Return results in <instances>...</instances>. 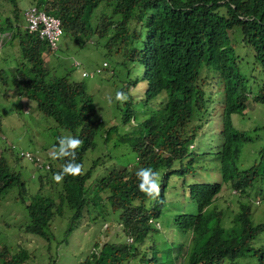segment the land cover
<instances>
[{"label":"trees","instance_id":"trees-1","mask_svg":"<svg viewBox=\"0 0 264 264\" xmlns=\"http://www.w3.org/2000/svg\"><path fill=\"white\" fill-rule=\"evenodd\" d=\"M4 2L10 5L11 14L0 19V49L4 42L11 44L16 39L20 60L5 71L0 69V83L10 82L18 98L25 96L33 111L53 122L50 142L48 137L45 142L39 135L42 141L34 142L29 151L13 141L12 136H8L10 140L7 138L0 116V200L9 189H17L16 199L24 205L27 214L22 230L40 237L48 245L54 240L51 220L62 216L64 208L72 211L65 236L76 218L91 208H100L104 215L116 217L121 227L118 235L122 234L124 239L94 242L93 251L78 264H166L167 261L170 264H221L224 260L233 262L245 257L264 264V250L251 244L264 232V222L251 223L250 207L245 199L248 188L264 180V144L256 151V158L248 168L234 172L228 168L239 155L241 146L251 141L249 135L235 129L230 121L232 114L245 110L250 92L246 77L237 70L233 45L252 52L255 63H264V0H31L30 5L59 19L60 38L78 46L101 43L107 53L121 57L115 68L109 70L112 75L116 67L123 70L125 85L116 90L124 89L128 95L126 103L117 102L121 126L134 120V112L129 107V89L137 84L138 78H129V65L141 66L140 80L146 83L140 99L144 105L162 91L166 99L140 125H132L135 129L119 136V141L127 144L126 153H132L131 160L119 164L108 158L111 161L105 164L94 159L82 175L65 176L54 195L41 193L39 189L28 202H25L26 189L20 166L14 167L25 159L20 151L33 155L31 160H25L37 171L36 180L48 183L51 191V185H56L53 175L61 171L65 160H52L50 155L40 160L37 155L51 151L59 137L71 135L83 141L76 157V163L82 164L85 152L95 148L94 137L103 120L96 117L85 84L71 79L68 73L55 76L54 67L46 62L45 56H53L58 43L51 50L36 29L25 27L16 0H0V4ZM71 66L79 68L80 63L72 59ZM105 68L107 63L102 62L90 71L81 70L80 76L90 78ZM209 76L218 77L223 92L219 132L223 141L215 153L221 180L245 197L237 199L238 208L229 226L224 227L222 211L213 204L221 184H190L186 194L194 201L196 212L173 218L174 229L182 235L183 242H177L178 238L158 250L151 245L149 234L158 229L155 223L164 205L168 175L191 169L182 167L183 161L189 164L197 155L190 149L209 118L206 111L211 96L206 94ZM251 100L264 104V82ZM116 128L108 126L103 140L107 141L109 133ZM46 161L47 169L44 168ZM176 162L179 167L173 169ZM117 164L122 167L118 168ZM148 167L162 176L161 193L155 201H150L138 189L136 172ZM147 237L150 244L142 246L136 257L138 245ZM173 248L177 250L174 255ZM29 254L26 248L18 247L12 253L3 245L0 264H22L29 259ZM178 258L181 261L173 262Z\"/></svg>","mask_w":264,"mask_h":264},{"label":"rangeland","instance_id":"rangeland-1","mask_svg":"<svg viewBox=\"0 0 264 264\" xmlns=\"http://www.w3.org/2000/svg\"><path fill=\"white\" fill-rule=\"evenodd\" d=\"M30 2L31 0H16L18 7L21 8V13L24 8L31 6ZM10 10L11 7L8 3L0 4V14L2 15L0 19L10 16ZM233 51L236 57L237 70L246 77L250 92L249 95L247 94L245 110L241 114H232L230 121L235 129L242 130L249 135L251 141L241 146L239 155L229 164L228 168H231L232 172L248 168L256 158V151L264 144V127H262L264 125V104L251 100L252 95L257 92L259 87L261 88L264 82V63H255L252 52L243 50L241 45L235 47L233 45ZM0 53L2 55L0 69L3 71L8 67L15 66L20 60V52L16 42L11 41V44L4 42ZM120 58L118 54L107 53L102 48L101 43L95 46L90 42L78 46L66 38H60L58 48L53 56H45L46 62L54 67L55 76L68 73L71 79L80 80L85 84L86 93L91 96L96 117L103 120L100 130L94 137L95 148L85 152L82 162L84 169L89 167L94 159H99L98 162L105 161V164H109L111 161H108V158L114 159L119 164L125 160H131L132 153L130 151L126 153L127 144L120 142L119 136L135 129L132 125H140L141 121L150 112L159 108L166 99V93L162 91L144 105L140 99L143 98L146 83L140 80L142 79L141 66L136 63L129 65V78H138L137 84L129 89V95L131 96L129 107L134 112V120L131 119L129 124L121 126V121L117 117L120 115L115 101V92L119 87L125 85L122 82L123 70L116 67L114 75L109 73V70L115 68ZM72 59L80 63L79 68L71 66ZM102 62L107 63V68L103 69L100 74L90 78L80 76L81 70L90 71L95 67H99ZM206 82L208 83L206 94L207 96L211 95L208 102L209 108L206 110L209 113V118L192 142L190 149L197 155L192 158L189 164L183 161L182 167H191V169H187L180 174L175 172L168 175L164 186V205L155 223L158 229L149 234V237L152 238L151 245L156 246L158 250L165 248L167 244L172 241L175 242L178 238L177 242H183L180 238L182 235L174 229L173 218L178 214L196 212L194 201L186 194L190 184L217 182L221 184L220 191L214 197L213 204L217 210L222 211L221 225L224 227L229 226L228 223L238 208L237 199H244L245 197L238 195V192L234 191L228 182H222L221 180L215 153L220 149L223 141L219 133L222 121L223 92L217 76H209ZM18 97L12 91L10 82L5 85L0 83L1 127L8 139V136H12L13 141L19 142L22 148L30 151L35 144L34 142L42 141L41 137L45 142H47L46 137H48V142H50L52 131L50 125L53 122L33 111L25 96ZM108 97H112V103L108 102ZM113 114L116 117L113 118ZM113 125L117 128L114 132L111 131L108 140L104 141L106 128ZM48 155H50L49 149L47 152L42 151L37 156L40 160H44ZM119 164H117V167H122ZM46 165L48 166L47 161ZM14 167L20 168L21 178L25 182V202H28L39 189L41 193H52L54 195L58 184L53 183L50 191L48 183L37 181V171L35 172L32 164L27 160L23 159L20 163H15ZM178 167L179 163L176 162L173 169ZM16 192L17 189L13 187L0 200V248L3 245L8 246L12 253L16 252L18 247L28 249L30 252L29 259L22 264H78L85 255L93 251L94 242H104L106 240L119 242L124 239L122 234L118 235L121 233V227L116 217L104 215L100 208H91L88 213L76 218L72 229L65 236L64 232L70 222L72 211L64 208L62 216H54L51 220L54 240L47 245L40 237L22 230L27 221V214L24 205H21V202L16 199ZM248 192L249 194L245 199L249 203L251 223L264 222V180L260 184L259 182L254 183L248 188ZM54 200L57 202L56 196H54ZM149 237L138 245L136 257L140 255L142 246L150 244ZM251 244L255 248L264 250V232L259 233ZM172 251V255L177 252L176 248H173ZM162 255L163 253L160 254V256ZM180 259H175L173 262L177 263ZM166 264H170V262L167 261ZM221 264H257V260L252 257H245L238 258L233 262L224 260Z\"/></svg>","mask_w":264,"mask_h":264},{"label":"clouds","instance_id":"clouds-1","mask_svg":"<svg viewBox=\"0 0 264 264\" xmlns=\"http://www.w3.org/2000/svg\"><path fill=\"white\" fill-rule=\"evenodd\" d=\"M115 101L119 103H126L128 101V95L122 90L117 91L115 93ZM108 102H113L112 97H108ZM82 145L83 141L81 139L67 135L59 137L57 144L51 148L50 158L52 160H65L61 171L53 175V181L56 184H61L65 176H71L75 178L84 173L83 165L76 163L77 150L81 148ZM136 177L139 181V191L143 193L150 201H155L161 193V174L158 171H154L151 167H148L140 168L136 172Z\"/></svg>","mask_w":264,"mask_h":264},{"label":"built area","instance_id":"built-area-1","mask_svg":"<svg viewBox=\"0 0 264 264\" xmlns=\"http://www.w3.org/2000/svg\"><path fill=\"white\" fill-rule=\"evenodd\" d=\"M22 18L25 21V27L29 30H37L40 38H44L49 48L54 50L61 36L60 21L57 17L45 13L42 8L36 6H28L22 11ZM25 159L31 160L33 155L26 151H20ZM35 159L38 160L37 157ZM40 167V164H38ZM48 166L45 164L44 168Z\"/></svg>","mask_w":264,"mask_h":264},{"label":"crops","instance_id":"crops-1","mask_svg":"<svg viewBox=\"0 0 264 264\" xmlns=\"http://www.w3.org/2000/svg\"><path fill=\"white\" fill-rule=\"evenodd\" d=\"M14 43L17 41L16 39L15 40H12ZM0 58H1V56H0ZM6 84V83H5ZM5 84H2V85H5ZM32 171V170H31Z\"/></svg>","mask_w":264,"mask_h":264}]
</instances>
